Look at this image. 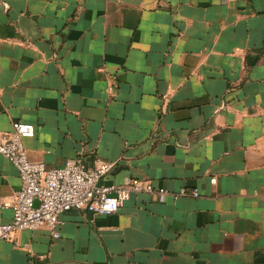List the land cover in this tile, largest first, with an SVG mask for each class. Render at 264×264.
<instances>
[{
  "label": "crops",
  "instance_id": "obj_1",
  "mask_svg": "<svg viewBox=\"0 0 264 264\" xmlns=\"http://www.w3.org/2000/svg\"><path fill=\"white\" fill-rule=\"evenodd\" d=\"M49 166L114 161L132 192L0 241V264H264V0H0V130ZM215 176L216 181L211 178ZM0 153V223L21 187Z\"/></svg>",
  "mask_w": 264,
  "mask_h": 264
},
{
  "label": "built area",
  "instance_id": "obj_2",
  "mask_svg": "<svg viewBox=\"0 0 264 264\" xmlns=\"http://www.w3.org/2000/svg\"><path fill=\"white\" fill-rule=\"evenodd\" d=\"M33 122L14 120L10 131L0 130V153L17 167L22 183L10 202L12 218L0 223V241L10 240L18 245L15 233L34 230L47 224L55 237L60 236L61 214L72 208H85L90 212L110 214L123 205L132 192H149L165 201L168 196H199L198 187L172 190L156 186L151 180L129 178L121 184L103 182L115 162L96 157L91 166L76 158L67 159L59 166H49L43 160L30 157L23 139L34 136ZM213 182L216 177L211 178Z\"/></svg>",
  "mask_w": 264,
  "mask_h": 264
}]
</instances>
